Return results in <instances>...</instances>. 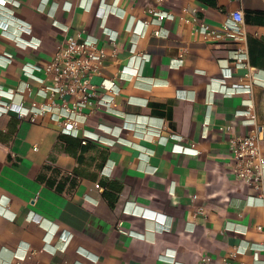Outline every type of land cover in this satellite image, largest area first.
Masks as SVG:
<instances>
[{
	"label": "crops",
	"instance_id": "crops-1",
	"mask_svg": "<svg viewBox=\"0 0 264 264\" xmlns=\"http://www.w3.org/2000/svg\"><path fill=\"white\" fill-rule=\"evenodd\" d=\"M1 1L0 264H264V180L238 177L229 148L264 126V0ZM151 8L172 17L152 22ZM235 9L248 67L235 66L233 40L194 29ZM77 33L104 50L92 82L117 92L82 107L75 135L50 112L16 113L61 110L50 75L30 70ZM234 82L250 91L224 94Z\"/></svg>",
	"mask_w": 264,
	"mask_h": 264
},
{
	"label": "built area",
	"instance_id": "built-area-1",
	"mask_svg": "<svg viewBox=\"0 0 264 264\" xmlns=\"http://www.w3.org/2000/svg\"><path fill=\"white\" fill-rule=\"evenodd\" d=\"M2 0L1 3H5ZM152 22L159 23L166 17H172V14L158 8H151ZM145 21V23L151 22ZM191 20H195L192 17ZM194 29L203 34L204 37L210 38L212 42H221L225 38H230L236 45L232 51V58L235 66L248 67V53L246 45V36L244 30V21L242 10H232L219 26H210L209 24L199 21L194 23ZM160 29L154 30V34H159ZM114 37L111 36V40ZM30 44V41H27ZM37 45V44H34ZM134 52V46L131 48ZM104 50L97 44V40L93 36H83L77 33L76 36L67 35L63 44L57 49L55 54L42 66L33 65L30 72L34 69H43L47 75H50L52 80L51 86L44 90H48L50 94L57 93L62 99L61 110L53 111L52 102H41L29 107H22L17 111L18 116H24L28 113L32 115L50 112V116L59 121L60 130L68 134H77L78 115H82L84 120L85 115L82 113V107L92 104L109 105L112 102V96L117 92V88L113 89L112 81L107 82L102 79L98 84L92 82L93 74L98 73L102 65ZM147 54H140L139 58L142 63L148 58ZM10 55H8V60ZM29 72V73H30ZM229 74V72H228ZM224 82V76H222ZM99 87L110 90L112 94L109 97H103L99 92ZM251 83L234 82L230 85L224 94H231L236 91L249 92ZM70 97V99L67 98ZM8 104L0 103V112L7 110ZM250 118L254 119V115L250 112V105L244 111ZM178 137L177 134H171ZM87 138L97 139V134L83 133L82 142ZM229 148L231 151V165L235 174L252 182L258 186L264 180V126H256L245 135H234L229 139ZM173 150H179L186 153H198L199 149L193 143L182 145L175 142ZM98 186V183H95ZM163 258L173 260L172 256H166L163 253Z\"/></svg>",
	"mask_w": 264,
	"mask_h": 264
}]
</instances>
